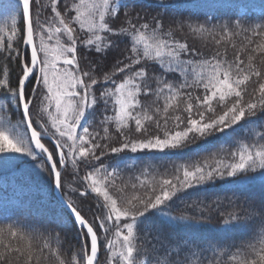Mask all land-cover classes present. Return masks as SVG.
<instances>
[{"label":"snow or ice","instance_id":"obj_1","mask_svg":"<svg viewBox=\"0 0 264 264\" xmlns=\"http://www.w3.org/2000/svg\"><path fill=\"white\" fill-rule=\"evenodd\" d=\"M18 3L22 19H18L17 13L10 15V34L0 35V57L7 53L8 64L18 67L19 71L15 86H10L12 71L0 65V91L8 104L20 111L23 120L12 123L0 116V154H3L0 164H10L16 159L15 154L33 159L39 155L42 158L39 166L53 178L57 188H61L62 172L65 176L69 175L67 165H71L73 176L79 175L78 163L92 169L81 177V181L87 183L83 184L85 191L80 196L94 194L98 206L105 210L103 218L94 215L93 223H89L73 206L71 199L66 201L73 222L78 226L83 264H99L98 248L101 243L115 264H136L137 257L146 253L147 245L156 248L153 241L157 237L147 239L151 236V228L146 224L148 213L155 210L167 215L162 209L182 190L226 178H234L232 182L237 184L259 182L264 185V144L259 143L240 146L231 154L229 162L214 154L211 161L208 158L199 161L189 159L176 166L173 179L160 181L158 192L151 189V195H133L131 198L123 196V189L115 184L118 170L114 168L110 171L101 162L108 152L148 151L183 156L194 142L207 143L210 138L227 136L242 120L251 122L258 111H264V71L258 70L253 63L255 54L264 56V45L252 49L254 55L248 56L247 63L240 59L239 54L232 62L218 58L219 53L202 60L201 54L190 50L187 43L172 40V32H165L157 18H153L151 23H140L141 17L134 14L132 19L124 21L126 26L114 30L109 21L127 18L129 6L134 0H78L71 6L68 0H50L48 5H42L40 0H18ZM6 7L11 9L15 5ZM61 7L64 14L59 10ZM45 10L50 11V18L43 15ZM73 25L86 32L87 38L81 39L76 34L77 27ZM257 27L260 31L252 29L253 35L264 36V26ZM221 29L225 30L226 26L221 25ZM4 31L5 28L0 27V33ZM193 31L203 33L209 30L201 25ZM61 35L67 43L59 39ZM226 35L231 36L233 32L227 31ZM54 36L57 37L55 42ZM113 37L128 41L126 54L116 61L114 71L104 73L101 79L96 77L94 66L83 71L80 61L90 62L84 55L77 56L78 43L83 49L105 54L117 46ZM13 44L16 46L13 47ZM147 61L157 62L163 75L150 76ZM173 72L180 76V83L173 84L166 79V75ZM193 72L195 77L190 83L188 77ZM121 74L123 78L118 82L115 77ZM253 78L258 82V89L250 90L248 85ZM149 81L158 86L154 88ZM98 85L103 86L99 97L94 91ZM193 87L201 90L202 95H193L188 91ZM250 91L258 92V95L245 100ZM141 95L154 96V103L163 97V107L142 104ZM181 98L185 101L183 109L178 107ZM98 100L106 105L111 102L113 115L105 117L101 123H114L119 147L109 149L107 143H99V140L108 138L107 127L103 128L104 136H100L99 132L89 131L91 122L82 124L86 111L94 110ZM214 103L221 113L216 112ZM169 109L184 113L183 117L175 115L172 118L171 128L167 115ZM34 123L36 127H33ZM7 125L10 127L6 130ZM21 127L30 130V134L28 131L21 133ZM150 128L152 131H149ZM9 131H14V139L9 137ZM42 140L51 142V150ZM260 140H264V135L260 136ZM260 213L264 216V205L260 207ZM193 223L199 225L198 221ZM93 224L104 234L103 241H100ZM224 224L233 228L247 227V222H242L239 216L225 220ZM111 230H114L112 235L115 240L108 237ZM10 236L16 237L17 232L12 230ZM260 245L259 248L248 245V255L255 258L241 260L239 264H264V240L260 241ZM194 249L200 250L201 257L206 258L203 256L206 249L201 244L183 241L164 251L166 259L163 264H188L190 255H195ZM11 254L26 256L27 264H32L30 251L25 252L10 244L5 245L4 252H0V264H4ZM142 264H151V260H144ZM157 264H161L159 258Z\"/></svg>","mask_w":264,"mask_h":264},{"label":"trees","instance_id":"obj_2","mask_svg":"<svg viewBox=\"0 0 264 264\" xmlns=\"http://www.w3.org/2000/svg\"><path fill=\"white\" fill-rule=\"evenodd\" d=\"M73 2L78 0H68L69 6ZM40 3L48 5L50 0H40ZM9 4L15 7L9 9L6 7ZM59 10L64 14L62 7ZM12 13L19 14L18 19H22L18 0H0V27L5 28L0 35L10 34L9 17ZM134 14H139L140 23L145 21L151 23L153 18L159 19L163 24V30L172 32V40L177 43H187L190 50L201 54L202 60L219 53L218 58L222 57L232 62L239 54L240 59L247 63L248 56L254 55L252 49H255L257 45H264V36H254L252 32L254 28L260 31L257 26H264V0H134V3L129 6L128 17L110 20V26L114 30L124 27L126 26L124 21L132 19ZM43 15L50 18L51 13L45 10ZM201 25L209 31L203 33L193 31ZM221 25L226 26V29L222 30ZM73 26L77 27L76 34L81 39L87 38L86 32H82L76 25ZM227 31H232L233 35L227 36ZM102 35L106 34L102 33ZM56 38V36L53 37V42ZM59 39L67 43L63 35ZM112 39L116 41L117 46L105 54L97 53L94 49H83L78 43L77 56L84 55L90 62L86 64L83 60L80 61L83 71H88L94 66L98 79H101L104 73L114 71L116 61L123 59V55L126 54L128 41L124 38L116 40L113 37ZM37 43H39L38 39ZM253 63L258 70L264 71V56L255 54ZM0 65L10 68L12 71L10 86H15L19 68L8 64L7 53L0 57ZM146 66L150 76L163 75L157 62L147 61ZM194 77L195 72L188 77L190 83L193 82ZM115 78L119 82L123 74ZM166 79L173 84L181 82L180 76L174 72L168 73ZM149 82L154 88L158 86L154 81ZM248 87L250 90L258 89L255 78L249 82ZM102 90L101 85L94 88L97 97ZM188 91L193 95H202L201 90L195 87ZM253 95H258V92L250 91L244 99L249 100ZM139 99L144 105L163 107V97L156 103H154L156 101L154 96L141 95ZM0 105H3L0 108V116L12 123L23 120L20 111L8 104L2 91H0ZM178 107L180 109L185 107L184 99H179ZM214 107L218 114L221 113V109L215 103ZM112 115L111 102L109 101L106 105L98 100L94 110L86 111L84 119L85 124L91 122L89 131L99 132L100 136H104L103 128H108V138L99 140V143L102 145L107 143L109 149L120 145L114 123H101L105 117ZM163 115L161 112V116ZM167 115L169 128H171L172 118L175 115L183 117L184 113L169 109ZM262 124H264V111H258L251 122L242 120L227 136L210 138L207 143L194 142L183 156L148 151L119 154L108 152L101 162L110 171L114 168L118 170L115 173V184L123 189V196L131 198L133 195H151V189L158 192L160 181L173 179L176 175V166L189 159L199 161L208 158L211 161L214 154L217 158H223L229 162L231 154L240 146L264 144V140H260V136L264 135ZM34 126L36 127L35 123ZM9 127L10 125H7L6 130ZM19 131L24 133L28 130L21 127ZM149 131L152 129L150 128ZM9 137L15 138L14 131H9ZM43 142L51 150V142L49 140H43ZM15 155L16 159L10 164H0V252H4L5 245L10 244L25 252L30 251L33 256L32 264H61V261L63 264H83L80 259L82 244L78 237V226L55 195L53 178L39 166L42 162L41 156L38 155L36 159H33L24 154ZM77 170L78 176L71 175L73 169L69 164L67 165L69 175L65 176L62 172V192L68 200L71 199L74 202L73 205L89 222L93 223L94 215L103 218L105 210L98 206L94 194L80 196V193L85 191L83 184L87 183L82 182L81 177L92 169L78 163ZM233 179H218L214 183H206L178 192L168 206L162 209L167 215H161L155 210L148 213L146 224L151 228V236L147 239L157 237L153 241L156 248L153 249L151 245H147L146 253L137 257L136 264H142L144 260H151V264H157L158 258L163 264L166 259L163 256L164 251L169 246L183 241H195L206 249L203 253L206 258L201 257L200 250L194 249L195 255H190L188 264H239L241 260L254 259V256L248 255V245L259 248L260 241L264 240V216L260 213V207L264 205V185L259 182L237 184L232 182ZM132 185L136 187L133 188ZM114 195L118 194L114 193ZM233 216H239L242 222L246 221L247 227L233 228L231 225H225L224 221L230 220ZM181 217L184 219H180ZM193 221H198L199 225L197 226ZM93 227L100 241H103L104 234L96 224H93ZM12 230L17 232L16 237L10 236ZM112 231L114 230L109 232L108 237L115 240ZM116 246L119 247L118 242ZM101 248L99 264H115L110 254L105 251L103 243ZM185 255L189 254L185 253ZM4 264H27V258L11 254Z\"/></svg>","mask_w":264,"mask_h":264},{"label":"water","instance_id":"obj_3","mask_svg":"<svg viewBox=\"0 0 264 264\" xmlns=\"http://www.w3.org/2000/svg\"><path fill=\"white\" fill-rule=\"evenodd\" d=\"M33 127H35L34 126V124H33ZM29 131V134H30V130H28ZM55 192H56V194H57V196H58V198H59V200L61 201V203L63 204V206L68 210V212L70 213V211H69V209L66 207V198L63 196V193H62V190H61V188H57L56 186H55ZM71 215V214H70ZM95 230V229H94ZM98 253L100 254V246H99V248H98ZM98 258H99V255H98Z\"/></svg>","mask_w":264,"mask_h":264},{"label":"rangeland","instance_id":"obj_4","mask_svg":"<svg viewBox=\"0 0 264 264\" xmlns=\"http://www.w3.org/2000/svg\"><path fill=\"white\" fill-rule=\"evenodd\" d=\"M86 123V121L84 120V122L82 121V124H85Z\"/></svg>","mask_w":264,"mask_h":264}]
</instances>
